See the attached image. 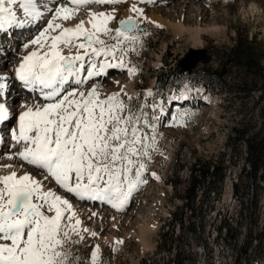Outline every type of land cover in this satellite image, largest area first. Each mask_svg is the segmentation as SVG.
<instances>
[{"label": "rangeland", "instance_id": "374dc122", "mask_svg": "<svg viewBox=\"0 0 264 264\" xmlns=\"http://www.w3.org/2000/svg\"><path fill=\"white\" fill-rule=\"evenodd\" d=\"M66 3L67 0H40L43 14L27 36L24 30L18 33L7 30L5 34L0 31V84L6 85L0 90V102L4 101L8 110V121L1 122L7 149L0 147V176L12 171L18 177L32 174L45 190L57 192L77 206L79 218L74 214L69 239L63 247L69 257L68 264H91V253L97 245L99 264H139L141 259L147 258L150 262L146 264H176L177 259L183 264H264V249L258 238L264 218V179L250 184L247 169L243 170L247 164L246 138L264 137V92L258 89L262 87V80L255 65H231L225 60V51L234 40L245 38L250 41L248 46L255 53V61L264 66V0H126L83 6L72 18L56 20L63 28L75 27L83 21L88 31H92L88 19L91 13L114 14L115 19L108 24L113 30L120 26L119 21L129 16L137 21V30L133 33L137 42L126 44L123 56V62L135 69L134 74L125 69L117 71L116 67L106 68L104 73L86 79L88 84L65 86L85 93L96 87L101 99L120 94L128 109L147 117L151 127H141L149 137L155 136V146L149 149L150 158H143L146 168L142 172V183L122 209L112 215L98 212L100 217L92 212L82 213L80 208L101 204L103 209H110L108 204L79 200L55 184L44 170L20 158L4 159L11 148L12 139L7 135L19 111L28 104L34 108L40 103V97L36 96L39 89L35 88L32 93L18 87L22 83L15 78V70L24 55L32 51L43 54L48 48L32 44L25 48L24 45L46 27L55 9ZM133 4L143 9V16L137 17L129 11ZM10 35L14 36L12 40ZM97 35L109 44L115 42L114 31L111 35ZM83 42L81 36L73 40V45ZM200 47L207 49L209 61L199 63L190 72L192 80L188 77L182 81L170 79L167 83L161 80L167 73L162 66L165 55L168 56L167 69L173 71L189 48ZM75 49L62 43L57 46L63 56L75 55ZM100 59L101 56L96 58L97 69ZM108 59L113 64L121 60L119 55ZM207 75L211 78L206 79ZM82 77H86V72ZM114 81L119 83L114 84ZM149 91L152 96L148 95ZM202 93L211 99L202 100ZM203 161H216L226 168L221 183L214 184L219 197L211 199L212 208L204 215L203 227H196L192 236L186 232L181 245L177 240L168 250L163 243L169 245L171 238L178 234L177 225L174 234H168V221L173 212L186 211L183 197L191 180V167ZM199 192L197 190L194 198L196 209L201 205ZM186 213L188 215L189 211ZM72 214L65 213L66 216ZM76 220L80 221L79 225L75 224ZM160 247L161 251L157 252Z\"/></svg>", "mask_w": 264, "mask_h": 264}, {"label": "snow or ice", "instance_id": "6c2138e0", "mask_svg": "<svg viewBox=\"0 0 264 264\" xmlns=\"http://www.w3.org/2000/svg\"><path fill=\"white\" fill-rule=\"evenodd\" d=\"M124 2L67 0L55 9L46 27L25 43V48L32 44L48 50L24 56L15 70V78L26 87H39L44 99L51 103L21 112L18 132L11 133L14 141L24 142L23 150L17 154L20 159L44 170L60 188L80 199L105 201L118 210L142 183L146 168L143 158H150L149 149L155 146V136L149 137L141 125H151L142 112L136 115V110L128 109L118 93L101 99L96 87L85 93L65 86L70 81L76 85L85 83L106 68H123L126 44L137 42L133 34L137 21L129 16L113 30L108 24L114 16L91 13L92 31H88L83 21L75 27L63 28L56 20L72 18L83 6ZM39 5L40 0H0V31L38 20L43 14ZM129 11L143 16V9L136 4ZM57 29L59 33L51 35ZM113 31L115 42L111 44L97 35H111ZM81 36L85 42L73 45V40ZM60 43L69 48L75 46L76 54L63 56L57 50ZM94 44L101 47H93ZM117 55L120 62L113 64L107 60ZM100 56L105 60L97 69L96 58ZM85 72L86 78L82 77ZM134 72V68L129 69L130 74ZM5 87L0 84V90ZM148 95L152 96V92ZM7 113L0 103V122L7 118ZM66 212H71L69 201L51 190L42 191L41 183L30 174L18 177L12 171L0 176V264H68L63 247L69 239L74 213L66 216ZM79 223L75 221L76 225ZM98 253L97 245L91 253V264H99Z\"/></svg>", "mask_w": 264, "mask_h": 264}, {"label": "trees", "instance_id": "16d2710c", "mask_svg": "<svg viewBox=\"0 0 264 264\" xmlns=\"http://www.w3.org/2000/svg\"><path fill=\"white\" fill-rule=\"evenodd\" d=\"M250 41L247 39H238L234 40V44L231 45L225 51L226 61L231 65H244L245 67L255 65L256 69L261 75L262 87L260 89L264 92V66H261L259 62L255 61V53L251 52L248 44ZM168 56L165 55L163 58L162 66L167 71L166 74L163 75L161 80L167 83L168 80H176L182 81L188 77L191 79V75L186 74L178 65L175 66L173 71L167 69V60ZM207 78H211V75H207ZM246 166L243 167V170L247 169V180H249L250 184L256 182V180L264 179V137L261 138H246ZM226 168L220 165H217V162L211 161H203V162H195L190 170L191 180L189 186L185 190L184 194V208L189 211L187 215L186 211H177L172 213L171 219L168 221L167 229L168 234H174V228L177 225L179 228L178 234L175 238H171L169 245L163 243L164 248L171 249L172 244H176L175 242L178 240L180 242L184 241V237L186 232L192 236L191 232L195 230L196 227H203V219L204 215L207 213L208 209L212 208V204L210 205L211 199L219 197L218 187L215 186V183H221L225 176ZM235 185V184H234ZM219 186V185H218ZM197 190H200L199 197L201 199V205L199 209H196L194 204V198L197 195ZM212 194V197H211ZM250 198V197H249ZM253 200V198H251ZM250 199V200H251ZM243 211V210H242ZM254 212V210L252 211ZM200 216V218H198ZM263 216H264V208H263ZM186 223V224H185ZM240 222L239 225H241ZM222 227L219 228V232L221 233ZM248 230L251 231V226H248ZM172 236V235H171ZM259 242L264 249V218L262 221L261 231L258 235ZM222 239V237H221ZM192 242V241H191ZM190 242V243H191ZM219 240L217 238V241ZM189 243V245H190ZM218 243H216L218 245ZM255 248V246H254ZM161 251V247L157 250V252ZM140 264H145L144 259L140 260ZM238 264V263H237Z\"/></svg>", "mask_w": 264, "mask_h": 264}, {"label": "bare ground", "instance_id": "6f19581e", "mask_svg": "<svg viewBox=\"0 0 264 264\" xmlns=\"http://www.w3.org/2000/svg\"><path fill=\"white\" fill-rule=\"evenodd\" d=\"M158 0H156V2H157ZM154 2V1H153ZM51 6V5H50ZM166 11H168V10H166ZM170 11V10H169ZM110 15H114V14H110ZM88 19H90L91 17H90V15H88ZM149 18V17H148ZM39 19H41V17L39 18ZM34 20V21H30V22H27L28 24H27V26H22V27H19V25H13L11 28H7V30H11V31H13V32H19V31H23L24 30V33L26 34V36H27V34H29V33H31L33 30V28L34 27H36V25H38V23L40 22V20ZM114 20V19H113ZM30 24V25H29ZM30 26V27H29ZM89 30H90V28H88ZM6 30V31H7ZM1 32H3V34H5V31H1ZM22 33V32H21ZM24 34V35H25ZM18 35V34H17ZM23 35V34H22ZM20 36V35H19ZM8 37H9V35H8ZM10 38H11V40L14 38V36L13 35H10ZM21 38V37H20ZM28 39V38H27ZM21 40V39H20ZM20 40H18V41H20ZM29 40V39H28ZM3 42H1V44H2ZM10 44H12V42H10ZM2 46V45H1ZM82 50V49H81ZM0 51H1V48H0ZM75 51H77V49H75ZM80 51V50H79ZM2 52V51H1ZM83 52L84 51H82V52H80L81 54H83ZM75 54H76V52H75ZM28 55V54H27ZM24 56H26V55H24ZM23 56V57H24ZM22 57V58H23ZM67 57V56H66ZM22 58L20 59V61H19V64L21 63V61H22ZM105 60V57H103V56H101V59H100V62H99V64L101 63V62H103ZM107 60L109 61V59L107 58ZM117 63L119 62V61H116ZM123 64H124V67L123 68H116V70L117 71H119V70H124L125 69V72H127L128 71V73H129V69H130V67H129V65L127 64V63H125V62H123ZM19 66V65H18ZM113 70V69H112ZM105 71H106V69H105ZM2 72V71H1ZM0 72V73H1ZM114 73V72H113ZM127 73V74H128ZM83 74V73H82ZM86 78V77H85ZM16 82V81H15ZM21 83V82H20ZM87 83V82H86ZM119 82L118 81H114V84H118ZM69 84H72V85H76L75 83H74V81H70V83ZM88 84V83H87ZM18 87L20 88V89H22V90H25V91H28V92H34V90H35V88L33 89V88H29V87H26V86H24L23 84H20V86L18 85ZM93 87V86H92ZM91 88V87H90ZM36 89H39V90H37L38 91V94H36V96H38V97H40V103L38 102L37 104L38 105H36L35 107H43L45 104H47V103H51V101H47V100H45L44 99V97H43V95L41 94V91H40V88L39 87H36ZM101 89L102 90H104V91H107V89H105L104 87H101ZM39 99V98H38ZM180 99V98H179ZM211 99V97H209V96H207V95H205V94H203L202 93V100H205V101H209ZM32 100V99H31ZM36 100V99H35ZM4 102V101H3ZM3 102H0V103H3ZM4 104V103H3ZM36 104V103H35ZM4 105H6V104H4ZM24 105H26V104H24ZM33 106V105H32ZM32 106H30V104H28V105H26L25 107H23V108H21V111H19V115H20V113L21 112H24V111H26L27 110V108L28 107H32ZM175 106L176 107H178L177 106V104H175ZM161 107V106H160ZM167 108V107H166ZM19 115H18V117H17V119H16V122L11 126V133L13 132V131H16V132H18V128H19ZM8 119V118H7ZM6 119V121H8ZM4 122V121H3ZM4 127V125L3 126H1V122H0V147H1V149H7V147L5 146V142L3 141V138H2V132H1V130H2V128ZM11 133L9 134V135H7V137H9V138H11L12 137V135H11ZM8 139V138H7ZM12 139V138H11ZM10 139V140H11ZM9 140V139H8ZM18 146H20V149H19V147ZM24 142H20V143H17L16 141H14L13 139L11 140V148H10V150H9V148H8V152H6L5 154H4V159H7V160H9L10 158L9 157H13V158H11V160H14L15 161V159H18V158H20L17 154L20 152V151H22L23 150V148H24ZM8 162V161H7ZM1 167V166H0ZM32 168V167H31ZM36 168V167H35ZM31 176H32V174H31ZM32 178L33 179H36L35 178V176H32ZM150 178H151V176H150ZM152 178H155V176H152ZM53 179V178H52ZM36 180H38V179H36ZM40 182V181H39ZM41 183V182H40ZM56 184V183H55ZM41 185H42V183H41ZM53 188V187H52ZM53 190V189H52ZM42 191H44V192H46L47 190H45L44 189V186L42 185ZM53 193H55V192H53ZM57 196H60L61 198H63V199H66V198H64L61 194H58L57 192L55 193ZM77 197V196H76ZM79 200H86V201H89V202H93V201H98L99 203H104V204H108L109 206H110V209H103V207L101 206V204H96V207H95V205L94 206H90L89 204H87V206H86V208L85 209H81L80 208V211L83 213V212H92L93 213V215L95 214H97V217H100L99 216V214H98V212H101V214H108V215H112L115 211H118V209L117 208H113L112 206H111V204H109V203H107V202H105V201H100V200H91V199H80L79 197H77ZM78 201V200H77ZM70 203V202H69ZM71 204V213H74L75 215H76V217H78L79 218V214H78V211H77V206H75V205H72V203H70ZM128 204V203H127ZM80 207V206H79ZM98 207H102V208H98ZM91 208H93V209H91ZM111 208H112V210H111ZM120 210V209H119ZM97 212V213H96ZM92 216V215H91ZM92 230V229H91Z\"/></svg>", "mask_w": 264, "mask_h": 264}, {"label": "water", "instance_id": "95a60500", "mask_svg": "<svg viewBox=\"0 0 264 264\" xmlns=\"http://www.w3.org/2000/svg\"><path fill=\"white\" fill-rule=\"evenodd\" d=\"M207 61H209V54L206 48H189L185 57L179 61L178 65L183 71L189 73L198 63ZM177 264L182 263L178 261Z\"/></svg>", "mask_w": 264, "mask_h": 264}]
</instances>
